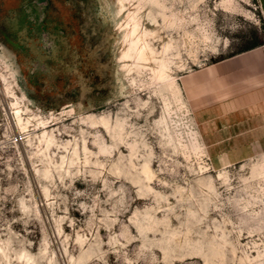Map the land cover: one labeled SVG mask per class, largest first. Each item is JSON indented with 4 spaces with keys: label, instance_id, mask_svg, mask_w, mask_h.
I'll return each instance as SVG.
<instances>
[{
    "label": "rangeland",
    "instance_id": "1",
    "mask_svg": "<svg viewBox=\"0 0 264 264\" xmlns=\"http://www.w3.org/2000/svg\"><path fill=\"white\" fill-rule=\"evenodd\" d=\"M263 42L257 0H0V264H264V146L179 83Z\"/></svg>",
    "mask_w": 264,
    "mask_h": 264
},
{
    "label": "crops",
    "instance_id": "2",
    "mask_svg": "<svg viewBox=\"0 0 264 264\" xmlns=\"http://www.w3.org/2000/svg\"><path fill=\"white\" fill-rule=\"evenodd\" d=\"M179 83L191 114L223 147L264 146V42L186 71Z\"/></svg>",
    "mask_w": 264,
    "mask_h": 264
},
{
    "label": "water",
    "instance_id": "3",
    "mask_svg": "<svg viewBox=\"0 0 264 264\" xmlns=\"http://www.w3.org/2000/svg\"><path fill=\"white\" fill-rule=\"evenodd\" d=\"M41 1H44V0H38V2H41Z\"/></svg>",
    "mask_w": 264,
    "mask_h": 264
},
{
    "label": "bare ground",
    "instance_id": "4",
    "mask_svg": "<svg viewBox=\"0 0 264 264\" xmlns=\"http://www.w3.org/2000/svg\"><path fill=\"white\" fill-rule=\"evenodd\" d=\"M23 128H26V126H23Z\"/></svg>",
    "mask_w": 264,
    "mask_h": 264
}]
</instances>
